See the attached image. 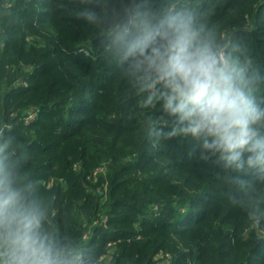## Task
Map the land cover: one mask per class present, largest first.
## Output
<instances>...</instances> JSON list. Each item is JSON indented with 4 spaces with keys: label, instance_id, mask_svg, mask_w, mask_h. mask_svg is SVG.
<instances>
[{
    "label": "trees",
    "instance_id": "obj_1",
    "mask_svg": "<svg viewBox=\"0 0 264 264\" xmlns=\"http://www.w3.org/2000/svg\"><path fill=\"white\" fill-rule=\"evenodd\" d=\"M169 12L264 108V0H0V168L79 264H264V166L180 133L113 44Z\"/></svg>",
    "mask_w": 264,
    "mask_h": 264
},
{
    "label": "clouds",
    "instance_id": "obj_2",
    "mask_svg": "<svg viewBox=\"0 0 264 264\" xmlns=\"http://www.w3.org/2000/svg\"><path fill=\"white\" fill-rule=\"evenodd\" d=\"M112 40L143 88L159 91L164 111L183 125L180 133L202 138V147L219 153L226 166L243 167L245 152L251 153L249 166H264V137L253 127L264 120V108L245 91L240 73L202 39L190 17L165 13L135 34L114 31ZM152 100L150 95L146 103ZM176 134V129L169 133ZM79 259L45 231L39 205L0 168V264H79Z\"/></svg>",
    "mask_w": 264,
    "mask_h": 264
},
{
    "label": "built area",
    "instance_id": "obj_3",
    "mask_svg": "<svg viewBox=\"0 0 264 264\" xmlns=\"http://www.w3.org/2000/svg\"><path fill=\"white\" fill-rule=\"evenodd\" d=\"M221 56L224 57V59H225L224 53H221ZM36 115H37V112H35V111L30 112V113L27 115V117H26V121L29 122V121L33 120V119L36 117ZM100 170H102V169H100ZM104 197H105V199H106V196H105V195H104ZM106 221H107V217H104V218H103V222L105 223ZM86 237H87V234L85 235L84 238H86ZM78 254H79V258H80L81 255H82V253L79 252Z\"/></svg>",
    "mask_w": 264,
    "mask_h": 264
}]
</instances>
